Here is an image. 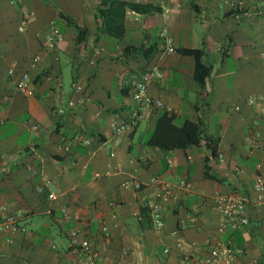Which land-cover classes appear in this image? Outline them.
Wrapping results in <instances>:
<instances>
[{"label": "crops", "instance_id": "1", "mask_svg": "<svg viewBox=\"0 0 264 264\" xmlns=\"http://www.w3.org/2000/svg\"><path fill=\"white\" fill-rule=\"evenodd\" d=\"M99 1L0 0V205L22 208L26 228L10 232L8 242L0 233V264H77L82 253L71 244L70 229L77 241L87 238L99 264H199L214 234L240 248L235 264H264V197L253 188L264 157L246 140L252 132L264 139V15L225 16L229 0H128L143 9L124 14L115 6L102 22L95 15ZM72 22L86 26L84 43L75 42ZM51 23L62 34L54 47L46 44ZM108 37L118 47L110 48ZM255 39L261 51L251 60L247 47ZM152 41L157 51L150 59L121 54L124 44ZM179 46H202L201 59L210 65L202 84L193 77L192 55ZM119 54L129 70L125 81L111 86L108 76L97 84L91 65L101 60L109 75L119 72L109 63ZM153 65L162 75L147 82L148 94L170 107L177 123L197 120L203 134L217 136L215 155L202 141L168 150L145 142L161 109L135 102L131 90ZM22 70L31 95L15 87ZM79 79L86 86L77 91ZM133 110L124 133L109 127L112 119L129 121ZM153 178L169 182L177 196L163 203L160 228L144 204ZM179 179L189 186H178ZM227 192L244 197L248 223L218 231L214 197Z\"/></svg>", "mask_w": 264, "mask_h": 264}, {"label": "built area", "instance_id": "2", "mask_svg": "<svg viewBox=\"0 0 264 264\" xmlns=\"http://www.w3.org/2000/svg\"><path fill=\"white\" fill-rule=\"evenodd\" d=\"M132 12V10H130ZM159 36L165 37V29L159 30ZM168 39V38H167ZM62 40V34L59 31L58 27L51 23L49 27V33L46 36V44L51 47L56 45L59 41ZM167 51H173L174 48L171 44H167ZM37 56H33L32 60H35ZM12 67L8 68V73L12 72ZM162 75L161 71L157 66L153 65L140 74V77L133 83L131 90L132 99L145 106L150 108H159L166 109L167 111H172L170 107L166 106L162 100L155 98L148 94L147 92V82L152 78H158ZM15 87L18 91L26 95H31L33 93V88L30 84V77L26 70H22L18 73L17 78L15 79ZM81 85L76 84L75 90H80ZM252 99L248 98V102H251ZM235 106L234 108H236ZM58 112H62V107H57ZM264 113V108L261 110ZM137 115V112L133 110L130 113L129 121H118L112 119L109 122V127L117 132L125 131L127 128L132 126V119ZM246 140L253 148L261 149L264 157V139L259 136L258 133L252 132L246 136ZM84 143L87 142V138L82 140ZM67 148V145H64V149ZM169 162L170 159L167 158ZM151 183L154 187V192L151 197L145 199L144 204L149 211L151 221L155 228H160L163 224L162 220V207L163 203L169 200H176L177 196L170 189V184L167 181H164L159 178L151 179ZM45 182L40 183L36 186L38 191H41ZM122 185H126V182H123ZM140 185L139 182H134L133 186L138 188ZM177 185L181 187H188L189 183L186 180L179 179ZM253 188L260 192L264 197V165L261 167L259 163L256 164V171L254 172L253 178ZM49 198L54 197V193L49 191L47 193ZM244 197L236 192H227L220 193L214 197V205L217 211L220 214V220L218 225V231L224 230L227 227L238 228L240 226L246 225L248 220L244 212ZM24 210L20 207L13 209H8L4 205H0V233L5 234V241H10L11 236L10 232L21 231L25 232V225L21 223L20 219L23 216ZM192 220V217L188 218ZM101 230L103 234H106V226L101 225ZM76 231L70 229L69 236L71 244L76 246V248L82 253L77 259V264H99L97 261V254L94 251L93 247L89 244L87 238H81L78 241L75 239ZM167 248H163V251H166ZM207 253L199 259V264H235V257L240 252L239 247H235L230 242L221 240L216 234L212 235L207 243ZM124 252V250H122ZM116 264H123L121 259H118Z\"/></svg>", "mask_w": 264, "mask_h": 264}, {"label": "trees", "instance_id": "3", "mask_svg": "<svg viewBox=\"0 0 264 264\" xmlns=\"http://www.w3.org/2000/svg\"><path fill=\"white\" fill-rule=\"evenodd\" d=\"M259 0H229L228 7L224 11L225 16H231L233 18L242 17H253L257 15H264V7L259 6ZM144 4L138 1H128V0H100L97 6V12H95L96 17H99V21L103 22L105 13H109L111 8L117 7L121 9V12L125 14L126 10L129 8L135 10L143 9ZM258 5V6H257ZM192 6V5H191ZM127 7V8H126ZM129 7V8H128ZM103 13V14H102ZM61 16L65 19L68 18L67 15L61 13ZM109 15V14H108ZM102 16V17H101ZM109 24V23H108ZM56 25V24H55ZM72 25L76 29V34L74 35V40L78 44L84 43L87 35V28L84 25H79L72 22ZM112 25V22H111ZM57 26V25H56ZM59 29V28H58ZM60 31V30H59ZM156 42H140V43H127L121 47V54L127 55L134 52L143 56L146 59L150 57L157 51ZM56 46V45H54ZM51 46V47H54ZM176 50L180 53H187L193 57V77L194 79L202 84L205 77L208 75L210 70V65L202 61L203 48L202 46H179ZM175 114L173 111H167L166 109H161L155 119L153 128L146 135L145 142L154 146L159 147L162 150H168L171 148H184L191 144H199L201 141L209 148L210 154H216L217 136H210L203 134L200 127V123L197 120H191L189 118H184L182 121L177 123L175 120ZM207 174V173H206ZM146 207V206H145ZM147 210V207H146ZM248 223V222H247ZM233 229V228H230ZM236 229V228H234Z\"/></svg>", "mask_w": 264, "mask_h": 264}, {"label": "rangeland", "instance_id": "4", "mask_svg": "<svg viewBox=\"0 0 264 264\" xmlns=\"http://www.w3.org/2000/svg\"><path fill=\"white\" fill-rule=\"evenodd\" d=\"M195 25L198 26V22H195ZM155 31H156V28H153V29L149 30L150 34H152V35L155 33ZM251 32H252L251 33L252 34L251 37H253V38L255 37L256 34H259V32H257V28L256 27L254 29L252 28ZM103 36L105 37L106 35L103 34ZM108 39H110V42H109L110 48L112 46V48L114 49L116 47V45L118 47V44H117L118 39L112 38V37H108ZM204 45H205V43H204ZM247 50H248L249 57H252L251 60L256 58V56L259 55V52L261 51L258 40H256V39L252 40L250 46L247 47ZM115 60H117V63H115ZM119 60H121V61H119ZM124 60L125 59L123 58V56L119 54L117 57H115L112 61L109 62L111 64V68L112 69L117 64L118 65V69L120 70L119 72L113 71L111 73V75L108 74L109 71H108L107 67H109V64L106 63L105 61H101L100 60L95 65L97 68H95V66L91 65L90 68H92V70L96 69L98 71L96 77L94 78V81L98 84V83L103 82V80L105 78V82H106L107 81L106 79L109 76L110 77L109 83H110L111 86H116L119 82H124L126 77H127V74L129 73L128 68L125 67L126 63H125ZM227 65H228V67H233V65H235V60L234 59L232 60L231 58H227ZM79 82L80 83H78V84L86 86V81L84 79H79ZM177 120L178 119L175 118V121H177ZM124 132L122 131L121 133H124ZM136 139H137L136 138V134H133V137L131 138V142L134 144L137 141ZM131 151H132V153L135 152V146L132 147Z\"/></svg>", "mask_w": 264, "mask_h": 264}]
</instances>
